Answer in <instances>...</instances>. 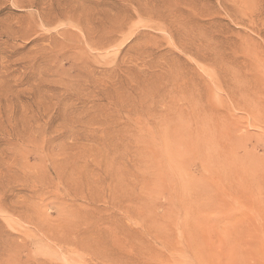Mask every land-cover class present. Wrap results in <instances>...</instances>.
Returning <instances> with one entry per match:
<instances>
[{
  "label": "rangeland",
  "instance_id": "rangeland-1",
  "mask_svg": "<svg viewBox=\"0 0 264 264\" xmlns=\"http://www.w3.org/2000/svg\"><path fill=\"white\" fill-rule=\"evenodd\" d=\"M0 264H264V0H0Z\"/></svg>",
  "mask_w": 264,
  "mask_h": 264
}]
</instances>
